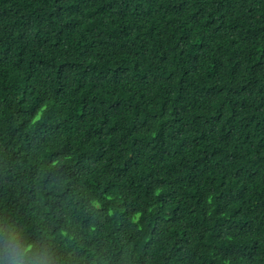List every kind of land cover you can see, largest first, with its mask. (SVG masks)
Here are the masks:
<instances>
[{
	"label": "trees",
	"instance_id": "trees-1",
	"mask_svg": "<svg viewBox=\"0 0 264 264\" xmlns=\"http://www.w3.org/2000/svg\"><path fill=\"white\" fill-rule=\"evenodd\" d=\"M43 252L264 264V0H0V264Z\"/></svg>",
	"mask_w": 264,
	"mask_h": 264
},
{
	"label": "clouds",
	"instance_id": "clouds-1",
	"mask_svg": "<svg viewBox=\"0 0 264 264\" xmlns=\"http://www.w3.org/2000/svg\"><path fill=\"white\" fill-rule=\"evenodd\" d=\"M32 245H29L27 249H25V254L32 252ZM37 258L34 260L33 264H53L51 256L47 252L37 253ZM17 264H23L22 261L17 262Z\"/></svg>",
	"mask_w": 264,
	"mask_h": 264
}]
</instances>
